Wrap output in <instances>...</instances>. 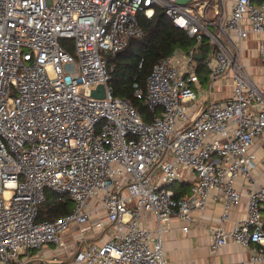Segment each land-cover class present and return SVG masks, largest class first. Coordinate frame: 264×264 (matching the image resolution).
<instances>
[{
	"label": "built area",
	"instance_id": "obj_1",
	"mask_svg": "<svg viewBox=\"0 0 264 264\" xmlns=\"http://www.w3.org/2000/svg\"><path fill=\"white\" fill-rule=\"evenodd\" d=\"M157 10L195 43L160 59L144 91L134 84L153 113L145 122L114 96L107 55L142 36L138 16ZM251 34L258 79L243 59ZM173 183L189 194L176 198ZM47 191L67 196L71 212L37 220ZM209 202L222 205L211 253L234 244L250 251L240 264H264V0H0V264L65 248L74 223L73 255L50 264H168L169 222L187 233Z\"/></svg>",
	"mask_w": 264,
	"mask_h": 264
},
{
	"label": "trees",
	"instance_id": "obj_2",
	"mask_svg": "<svg viewBox=\"0 0 264 264\" xmlns=\"http://www.w3.org/2000/svg\"><path fill=\"white\" fill-rule=\"evenodd\" d=\"M142 36L135 37L130 44L118 54L109 58L114 66L111 71V86L115 97L127 100L140 114L145 122H150L153 113L134 94V84L145 90L146 78L153 66L162 58L172 55L176 50L187 52L194 45V39L184 31L173 26L168 16L157 10L153 19L138 16ZM203 49V55L206 50ZM198 73L202 83L207 82L208 74L203 61H199ZM176 198L189 194V187L182 183H173ZM72 202L68 197L47 191L46 201L40 206L37 220H54L71 212Z\"/></svg>",
	"mask_w": 264,
	"mask_h": 264
},
{
	"label": "crops",
	"instance_id": "obj_3",
	"mask_svg": "<svg viewBox=\"0 0 264 264\" xmlns=\"http://www.w3.org/2000/svg\"><path fill=\"white\" fill-rule=\"evenodd\" d=\"M256 40L257 37L251 34L249 40L245 41L244 45L248 46V48L250 45L251 47H254V41ZM245 63L246 65L251 66L252 61L251 59H246ZM259 65L258 67L254 66L255 71L253 70L252 73L253 77H255L256 79L260 77L262 72ZM223 85L225 84L223 83ZM221 90L222 88H219V90H215V92L212 94L210 99L218 100L215 98L219 95ZM225 96H222V98H224ZM95 204L96 202L94 199L89 202L90 207H93ZM221 211H222L221 203L209 202L208 206L205 208L204 211L193 213V217L195 221L193 222V224H191L189 231L187 233H184L181 230V227L183 225L182 222H180L177 218L171 219V221L167 226V229L169 230L163 234V240H162L163 251L167 263L168 264H209L214 262L215 264H222L220 263V259H219L220 255L225 256L227 255V253H230L232 251L240 252V250L247 253L248 250L243 249L240 246L234 244H228L227 246L220 248L216 253V255H213L211 253L210 245H209V227L211 225H217L219 223V217ZM243 212H244V200L239 208L234 209L230 213L231 221H234L239 217H241ZM100 215L104 216V213L101 212ZM231 221L227 222L225 226L229 227ZM142 224L147 228H154L156 224L153 215L148 212H143ZM78 228L79 225L74 223L70 226L69 231H67L63 235L65 248L58 249L54 246H46L39 250L26 251L21 256V264H50L52 263L54 258L61 261H66L67 259H70V256L73 255L74 249L76 247V242L78 241L76 240L79 237ZM87 237L89 238V240H95L96 238L98 239L101 238L99 232L89 235ZM105 238L106 237H103V239ZM247 258L245 257V260ZM234 259L235 258L232 259L233 262L236 261L234 264H239L238 259L235 260ZM43 261H47V263H44Z\"/></svg>",
	"mask_w": 264,
	"mask_h": 264
},
{
	"label": "rangeland",
	"instance_id": "obj_4",
	"mask_svg": "<svg viewBox=\"0 0 264 264\" xmlns=\"http://www.w3.org/2000/svg\"><path fill=\"white\" fill-rule=\"evenodd\" d=\"M243 59L245 61H246V59H251V61H252L251 66L246 65V63H245V65H246L245 69L247 70V72H250L252 74L253 70L255 71V67L254 66L258 67V65L260 64V60H259L260 58H259L258 54L255 53V45H254V47H251V45L249 46V49L246 51L245 56H244ZM225 95L226 96L228 95V87L222 88V90L220 91L219 95L215 99H220V98H222V96H225ZM64 197H67V196H60V198L62 200L64 199ZM248 255L250 256V252L249 251H247V253L243 252L242 250H240V252L232 251L230 253H227V255H225V256L220 255L219 259H220V263H222V264H229V263L234 264L236 261L233 262L232 259L235 258V259H238V261H239L238 263L240 264L241 261L245 260V257L246 258L248 257ZM239 256H240V258H239Z\"/></svg>",
	"mask_w": 264,
	"mask_h": 264
},
{
	"label": "water",
	"instance_id": "obj_5",
	"mask_svg": "<svg viewBox=\"0 0 264 264\" xmlns=\"http://www.w3.org/2000/svg\"><path fill=\"white\" fill-rule=\"evenodd\" d=\"M187 1H189V0H178V3H179V4H184V3H186ZM107 57L109 58V57H111V55L108 54ZM196 58H197L198 60H201V59H202V57H201L200 54H197V57H196ZM102 93H103V87H102V86H99V87L97 88V90L92 91L91 95H92L93 97H102Z\"/></svg>",
	"mask_w": 264,
	"mask_h": 264
}]
</instances>
